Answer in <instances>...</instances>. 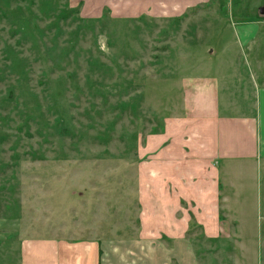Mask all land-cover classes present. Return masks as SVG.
Here are the masks:
<instances>
[{"label": "rangeland", "instance_id": "1", "mask_svg": "<svg viewBox=\"0 0 264 264\" xmlns=\"http://www.w3.org/2000/svg\"><path fill=\"white\" fill-rule=\"evenodd\" d=\"M102 1L88 15V0H0V217L16 219L21 236L69 246L68 264L93 258L76 242L138 234L141 170L156 138L186 115L184 87L191 97L203 83L210 98L196 100L204 142L222 121L249 118L264 145V0H209L163 16L125 13L142 1ZM232 59L238 81L226 95ZM256 162L230 169L246 193L240 207L228 190L237 230L227 222L226 237L209 235L190 212L200 264H250L264 236V158ZM18 262L17 253L0 260Z\"/></svg>", "mask_w": 264, "mask_h": 264}, {"label": "crops", "instance_id": "2", "mask_svg": "<svg viewBox=\"0 0 264 264\" xmlns=\"http://www.w3.org/2000/svg\"><path fill=\"white\" fill-rule=\"evenodd\" d=\"M99 1L103 4L102 0H88L86 5V10L90 13L88 15L98 13L95 7H91L90 12L88 10L90 5L100 6ZM107 1L110 3L109 0ZM136 1H142L144 9L128 6L129 8H124L126 14L163 16L184 13L209 0ZM232 60L229 63L237 67V75L233 78L225 77L226 81L225 78L222 80L227 84V91L223 90L226 95L229 92L231 95V90L238 81L240 63L238 59ZM189 77L191 76L187 78ZM200 78L203 79L202 81L208 80V78ZM198 86L191 97L188 87L182 90L184 93L182 106L186 115L177 118L179 128L171 126L175 131H181L182 135H177L173 129H170L168 135L162 136L161 139L156 138L155 152L150 154L149 160L144 163L145 170H141V175L147 176L149 182L145 184L146 187L141 193L144 215H141L138 234L101 238L100 241L93 238L90 241L74 243L82 246L86 244L87 254L93 256L88 264H100V261L101 264H200L195 239L188 234L190 221H193L190 212L197 215L196 219L204 225L203 228L209 235L226 237L228 231L222 224L235 223L237 230L242 220L238 218V223L236 222L238 220H234L238 214L231 212L235 205V197L232 198L228 190L238 191L240 207L244 206L246 193L243 198L242 184L230 178V174L233 173L230 169L237 164L243 167L247 160L254 157L257 158V165L259 160L261 163L264 158V145L258 141L257 129L255 128L254 133L250 122H244L249 118H241L236 122L228 119L222 121L221 126L219 123L220 135H216L211 144L204 142L197 135L202 132L200 126L203 124L199 121L200 108H197V105L200 104H197L196 100L207 102L210 98L202 97L205 85L198 83ZM214 95L216 98L219 97L217 91ZM250 95L251 93L248 96ZM226 101L232 102L225 99L224 102ZM233 105L238 106L235 102ZM202 106L201 108H204V105ZM188 111L198 113L197 119L189 120ZM188 131V137L184 136ZM149 208L154 209V215L150 214ZM239 211L240 215H244L242 208H239ZM177 216L180 217L177 219ZM11 219L0 217V260L4 256L17 253L19 262L16 264H68V260L66 261L62 256L69 246L67 249L62 247L54 238L26 237L27 234L21 236L24 232L20 234L18 229L12 226L16 219ZM235 232L237 234V231ZM258 239L250 264H264L262 233H258ZM69 250L73 253L76 247ZM240 261L244 264L246 259Z\"/></svg>", "mask_w": 264, "mask_h": 264}, {"label": "water", "instance_id": "3", "mask_svg": "<svg viewBox=\"0 0 264 264\" xmlns=\"http://www.w3.org/2000/svg\"><path fill=\"white\" fill-rule=\"evenodd\" d=\"M261 13L264 14V6L261 7Z\"/></svg>", "mask_w": 264, "mask_h": 264}, {"label": "flooded vegetation", "instance_id": "4", "mask_svg": "<svg viewBox=\"0 0 264 264\" xmlns=\"http://www.w3.org/2000/svg\"><path fill=\"white\" fill-rule=\"evenodd\" d=\"M259 10H260V12H261V8H260Z\"/></svg>", "mask_w": 264, "mask_h": 264}, {"label": "trees", "instance_id": "5", "mask_svg": "<svg viewBox=\"0 0 264 264\" xmlns=\"http://www.w3.org/2000/svg\"><path fill=\"white\" fill-rule=\"evenodd\" d=\"M101 264V263H100Z\"/></svg>", "mask_w": 264, "mask_h": 264}]
</instances>
